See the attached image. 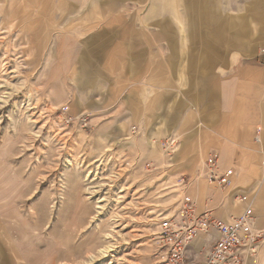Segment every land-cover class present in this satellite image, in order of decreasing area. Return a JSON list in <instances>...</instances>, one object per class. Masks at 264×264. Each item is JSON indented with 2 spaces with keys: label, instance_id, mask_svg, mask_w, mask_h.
I'll list each match as a JSON object with an SVG mask.
<instances>
[{
  "label": "rangeland",
  "instance_id": "obj_1",
  "mask_svg": "<svg viewBox=\"0 0 264 264\" xmlns=\"http://www.w3.org/2000/svg\"><path fill=\"white\" fill-rule=\"evenodd\" d=\"M63 2L0 0V248L8 264H156L152 239L175 207L177 175L159 142L146 152L118 118L74 108L61 51L72 38L61 35L90 22L71 21ZM253 127L241 135L234 186L252 191L264 237ZM246 264H264V240Z\"/></svg>",
  "mask_w": 264,
  "mask_h": 264
},
{
  "label": "crops",
  "instance_id": "obj_2",
  "mask_svg": "<svg viewBox=\"0 0 264 264\" xmlns=\"http://www.w3.org/2000/svg\"><path fill=\"white\" fill-rule=\"evenodd\" d=\"M65 3L71 4V21L90 22L61 35L72 38L61 51L72 68L74 108L118 118L131 135L135 127L146 152L150 143L174 138L169 170L192 180L186 194L198 213L228 220L253 210L251 190H213L197 172L215 152L220 169H234L235 183L241 135L254 126L251 143L264 173V0ZM257 129L261 144L254 142ZM235 194L247 201L236 203ZM215 237L213 230L198 236L188 254L200 260ZM0 261L8 264L9 258Z\"/></svg>",
  "mask_w": 264,
  "mask_h": 264
},
{
  "label": "built area",
  "instance_id": "obj_3",
  "mask_svg": "<svg viewBox=\"0 0 264 264\" xmlns=\"http://www.w3.org/2000/svg\"><path fill=\"white\" fill-rule=\"evenodd\" d=\"M60 110L65 115L66 123L72 121V118L66 115L68 110L65 106ZM82 122L85 124V118ZM131 130L134 134L136 128L132 127ZM254 142L261 144V129L256 130ZM176 146L174 138H166L160 143L168 160L175 153ZM197 177L204 178L221 192L234 190L235 171L233 168L220 169L215 152L200 163ZM173 182L172 188H175L173 191L177 194L175 207L170 214L159 220L152 239L158 255L156 264H246L248 259L255 257L264 237L255 226L253 210L250 207L228 220L216 218L210 211L198 213L195 202L186 194L192 180L180 175L176 176ZM234 200L243 203L247 201V196L235 195ZM212 230L216 232L215 239L203 252L200 260H194L188 254L190 246L198 236L209 235Z\"/></svg>",
  "mask_w": 264,
  "mask_h": 264
},
{
  "label": "bare ground",
  "instance_id": "obj_4",
  "mask_svg": "<svg viewBox=\"0 0 264 264\" xmlns=\"http://www.w3.org/2000/svg\"><path fill=\"white\" fill-rule=\"evenodd\" d=\"M106 236H107L106 237L107 239L110 237L108 234ZM109 248H110V245H107L104 248L100 249L99 252L102 253V254H105L109 250Z\"/></svg>",
  "mask_w": 264,
  "mask_h": 264
}]
</instances>
